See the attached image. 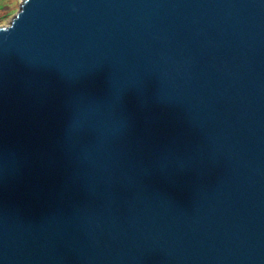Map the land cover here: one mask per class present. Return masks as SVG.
<instances>
[{"label":"water","instance_id":"obj_1","mask_svg":"<svg viewBox=\"0 0 264 264\" xmlns=\"http://www.w3.org/2000/svg\"><path fill=\"white\" fill-rule=\"evenodd\" d=\"M0 264H264V0H23Z\"/></svg>","mask_w":264,"mask_h":264},{"label":"rangeland","instance_id":"obj_2","mask_svg":"<svg viewBox=\"0 0 264 264\" xmlns=\"http://www.w3.org/2000/svg\"><path fill=\"white\" fill-rule=\"evenodd\" d=\"M22 1H23V0H0V5H1V4H7V5H9V6L11 7V9H12L13 11H14V9H15V10H17V12H18L19 9H20V5H21ZM3 2H6V3H3ZM0 9H1V8H0ZM9 11H10V10H9ZM15 14H16V13H15ZM1 16H7V14L2 12V13L0 14V17H1ZM11 20H12V18H11ZM11 20H9V21L3 23V24L1 25V27H2V26H8L9 23L11 22ZM4 21H6V19H4Z\"/></svg>","mask_w":264,"mask_h":264},{"label":"trees","instance_id":"obj_3","mask_svg":"<svg viewBox=\"0 0 264 264\" xmlns=\"http://www.w3.org/2000/svg\"><path fill=\"white\" fill-rule=\"evenodd\" d=\"M3 3H6V2H3ZM0 14L3 12V13H6L7 16H1L0 17V27L3 23L11 20V18L14 17L15 13H17V10L14 9V11L11 9V7L7 4H1L0 5ZM10 10V11H9ZM4 19H6V21H4Z\"/></svg>","mask_w":264,"mask_h":264}]
</instances>
